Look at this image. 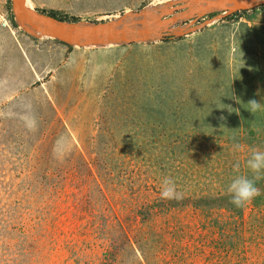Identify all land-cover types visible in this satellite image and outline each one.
<instances>
[{
  "label": "rangeland",
  "instance_id": "1",
  "mask_svg": "<svg viewBox=\"0 0 264 264\" xmlns=\"http://www.w3.org/2000/svg\"><path fill=\"white\" fill-rule=\"evenodd\" d=\"M33 1L101 21L169 0ZM59 43L0 0V264H264V174L246 207L227 193L264 151L247 109L264 105V5L181 37ZM165 177L182 200L161 199Z\"/></svg>",
  "mask_w": 264,
  "mask_h": 264
},
{
  "label": "water",
  "instance_id": "2",
  "mask_svg": "<svg viewBox=\"0 0 264 264\" xmlns=\"http://www.w3.org/2000/svg\"><path fill=\"white\" fill-rule=\"evenodd\" d=\"M264 0H169L101 20H68L31 7L28 0H11L15 21L34 37H49L73 47H106L170 37H181L203 28L215 18L251 10ZM212 13H217L198 23Z\"/></svg>",
  "mask_w": 264,
  "mask_h": 264
},
{
  "label": "clouds",
  "instance_id": "3",
  "mask_svg": "<svg viewBox=\"0 0 264 264\" xmlns=\"http://www.w3.org/2000/svg\"><path fill=\"white\" fill-rule=\"evenodd\" d=\"M142 51H150L145 48ZM248 110L256 115L257 112L264 110V105L255 99L248 102ZM233 148L236 151L243 152L245 146L241 143H234ZM251 176L242 175L240 173V163L237 162L233 166V171L237 173L227 186V193L230 195V203L237 208H244L251 204L252 201L260 196V189L256 186V182L262 178L264 174V151L253 149L250 157L245 162ZM162 200H182L184 195L177 189L176 182L171 177H165L162 181L160 190Z\"/></svg>",
  "mask_w": 264,
  "mask_h": 264
},
{
  "label": "trees",
  "instance_id": "4",
  "mask_svg": "<svg viewBox=\"0 0 264 264\" xmlns=\"http://www.w3.org/2000/svg\"><path fill=\"white\" fill-rule=\"evenodd\" d=\"M248 12V10H244V11H242V12H236V13H232V15H228V16H226L227 18H229V17H232V16H235V17H238L239 15H241V14H246ZM50 14H52V15H54V16H56V17H59V18H62V19H68V20H79V17L78 16H67V15H62V14H60L58 11H55V10H52L51 12H49ZM217 13H212V14H210V15H208V16H204V17H202V18H207V17H213V16H215ZM11 17H12V15H11ZM70 48H72V46L71 45H68Z\"/></svg>",
  "mask_w": 264,
  "mask_h": 264
},
{
  "label": "bare ground",
  "instance_id": "5",
  "mask_svg": "<svg viewBox=\"0 0 264 264\" xmlns=\"http://www.w3.org/2000/svg\"><path fill=\"white\" fill-rule=\"evenodd\" d=\"M28 3H29V5L31 6V5H33V4H35V1H33V0H28ZM199 67V66H198ZM205 67V66H204ZM214 70H216V69H214ZM187 71V70H186ZM211 71V70H210ZM217 71V70H216ZM206 72V71H205ZM209 73V72H208ZM216 73V72H215ZM198 74V73H197ZM199 74H200V72H199ZM212 75V74H211ZM214 75V74H213ZM214 76H216V75H214ZM213 77V76H212ZM205 78V77H204ZM215 78V77H214ZM185 80V79H184ZM201 83V82H200ZM212 83V82H211ZM194 84V83H193ZM185 85V84H184ZM200 85V84H199ZM202 85V84H201ZM218 85V84H217ZM212 86V85H211ZM213 86H215V85H213ZM201 87V86H200ZM216 87V86H215ZM176 88V87H175ZM120 89V88H119ZM171 90H172V88H171ZM191 90V89H190ZM208 90V89H207ZM213 90V89H212ZM197 92V91H196ZM191 93V92H190ZM250 93V92H249ZM202 94H204V93H202ZM191 95V94H190ZM189 95V96H190ZM199 95V94H198ZM208 95V94H207ZM187 96V95H186ZM202 96V95H201ZM195 97V96H194ZM86 98V97H85ZM203 98V97H202ZM174 99V98H173ZM205 99V98H204ZM85 100H87V99H85ZM190 100H192V99H190ZM212 101V100H211ZM209 102V101H208ZM171 104V103H170ZM189 105V104H188ZM187 105V106H188ZM208 105V104H207ZM195 106V105H194ZM190 107H192V106H190ZM201 107H203V106H201ZM203 109V108H202ZM201 109V110H202ZM195 110V109H194ZM193 110V111H194ZM191 111V110H190ZM196 112V111H195ZM250 113V112H249ZM196 114V113H195ZM149 115V114H148ZM170 116V115H169ZM172 116V115H171ZM157 117V116H156ZM174 117V116H173ZM194 117V116H193ZM181 118V117H180ZM192 118V117H191ZM153 120V119H152ZM258 120V119H257ZM257 120H256V122H257ZM154 121H156V120H154ZM162 121V120H161ZM165 121V120H164ZM175 121V120H174ZM191 121V120H190ZM171 122V121H170ZM179 122V121H178ZM182 122V121H181ZM169 123V122H168ZM185 124V123H184ZM193 124V123H192ZM165 125H166V123H165ZM168 125V124H167ZM187 125V124H186ZM197 125V124H196ZM176 126H178V125H176ZM184 126V125H183ZM193 126V125H192ZM167 127V126H166ZM194 127V126H193ZM195 127H197V126H195ZM179 128V127H178ZM183 129V128H182ZM231 129V128H230ZM155 130V129H154ZM228 131V130H227ZM140 132V131H139ZM132 133V132H131ZM171 133V132H170ZM171 135V134H170ZM133 137H135V136H133ZM165 139V138H164ZM146 140V139H145ZM158 143V142H157ZM26 144V143H25ZM146 144V143H145ZM164 144V143H163ZM31 145V144H30ZM162 145V144H161ZM29 146V145H28ZM128 147V146H127ZM147 152H149V151H147ZM229 174V173H228ZM229 176V175H228ZM228 178V177H227ZM219 181V180H218ZM220 182V181H219Z\"/></svg>",
  "mask_w": 264,
  "mask_h": 264
},
{
  "label": "crops",
  "instance_id": "6",
  "mask_svg": "<svg viewBox=\"0 0 264 264\" xmlns=\"http://www.w3.org/2000/svg\"><path fill=\"white\" fill-rule=\"evenodd\" d=\"M59 46H60V47L62 46L61 48H63L64 45H63V43H59ZM24 54H25V53H24ZM25 56H26V55H25ZM27 58H28V57H27Z\"/></svg>",
  "mask_w": 264,
  "mask_h": 264
}]
</instances>
